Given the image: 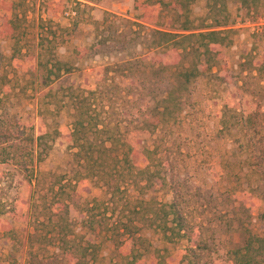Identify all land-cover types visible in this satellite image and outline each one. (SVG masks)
<instances>
[{
  "label": "trees",
  "instance_id": "1",
  "mask_svg": "<svg viewBox=\"0 0 264 264\" xmlns=\"http://www.w3.org/2000/svg\"><path fill=\"white\" fill-rule=\"evenodd\" d=\"M27 1H13L0 36L13 42L11 64L23 50L31 51L27 43L34 35V66L21 95L36 98L40 120L32 125L0 116V166L18 169L30 190L22 217L27 233L21 236L0 221L2 238L13 248L8 263L0 264H43L46 259L100 264L108 243L116 264H264V237L248 229L250 209L243 206L232 221L239 242L216 249L196 216L187 179L162 147L166 136L160 135L177 125L198 82L234 88L242 83L228 72L222 55L238 33L229 5L234 4L236 16L256 19L264 16V0H134L132 17L106 13L101 21L91 16L98 0H66L62 10L58 5L38 10L46 19L35 15L36 0ZM198 1L204 13L194 19ZM58 12L68 14L67 28L52 22ZM81 24L92 28L91 43L73 47L68 61L59 60L56 51L64 34L71 37ZM112 52L120 59L93 77L84 74L83 85L57 84L79 70L76 61ZM243 60L241 73L255 74L259 82L242 84L244 95L234 93L231 107L223 106L219 134L232 137L245 155L250 191L238 192L257 195V189L264 194V52ZM128 109L134 111L130 118ZM61 113L69 119L66 134L55 121ZM62 138L68 167L58 175L41 173L37 165ZM44 176L51 178L47 186L40 182ZM90 189L100 196L83 197ZM158 192L170 199H157ZM148 234L165 247L154 248Z\"/></svg>",
  "mask_w": 264,
  "mask_h": 264
},
{
  "label": "rangeland",
  "instance_id": "2",
  "mask_svg": "<svg viewBox=\"0 0 264 264\" xmlns=\"http://www.w3.org/2000/svg\"><path fill=\"white\" fill-rule=\"evenodd\" d=\"M13 1L0 0V18H2L0 25L9 20L12 13L10 6ZM29 1L27 3H30ZM65 3L66 0H36L32 7L35 8L37 17L46 19L45 15H38V10H44L47 6L55 8L57 5L62 10ZM32 7L30 6L29 9H33ZM92 7L94 8L91 11V16L96 21H101L106 13L129 18L133 15L134 0H98ZM229 11L235 21L238 33L234 38L233 45L224 49L222 55L228 72L240 77L242 83L238 84L239 89L231 85L198 82L193 89L191 100L188 102L190 104L184 106L177 125L170 134L160 133L161 137L166 136L162 147L166 154L170 155L178 175L187 179L189 183L197 218L205 226L209 240L212 239V243L220 251L231 247L240 240L238 233L235 232V222L232 224V221L242 206L245 209H250V216L246 222L248 229L253 234L264 237V194L261 193L262 189L256 190L257 195L252 192L241 195L238 192L240 189H250H247V184L250 183L249 177H245L248 166L243 165L245 155H242L239 143L232 137L219 134V113L223 106L231 107L228 102L236 101L230 100L234 93L237 97L244 95L242 84L254 87L259 82L255 74H242L241 64L246 55L253 54L259 57L264 52V16L254 19L243 13V16L238 17L232 3L229 5ZM30 12L32 11L30 10ZM203 13L204 3L198 1L192 7V17L198 19L203 16ZM32 15V13L29 14L28 19H32ZM52 22L61 28H67L70 18L68 14L58 12L52 18ZM62 41L64 43L58 47L57 56L61 61H68V55L73 47H84L91 43L92 28L81 24L71 37L64 34ZM12 43L9 38L0 36V116L5 117L4 119L15 118L16 121L23 124L36 125L40 120L37 114L36 98L28 100L21 95L24 79H27L30 68L34 66L36 40L34 35H30L27 44L31 51L27 53L26 50H23L21 55L26 54V56L16 55L10 64L8 60L13 51ZM105 55H94L89 59L76 61L79 70L70 75H64L57 84L64 88L83 85L85 83L84 74L93 77L94 72L120 59L114 52ZM29 94L31 92H27V95ZM236 95L232 97L235 98ZM133 112L128 109L126 117L130 118V113ZM55 121L62 129V133L66 134L65 127L69 124L68 116L61 113L55 117ZM47 123H51V121L47 120ZM68 160L65 141L62 138L54 144L45 160L37 165V168L43 174L58 175L68 167ZM43 180L47 186L51 178L44 176L40 182ZM29 193L30 190L18 169L12 166H0V221L11 225L21 236L27 233L22 217L27 212ZM88 193L90 197L100 196L98 189H90L82 193L83 197H86ZM158 193L155 195L157 199L166 201L170 199L169 195ZM2 232L0 230V263H8V259L12 258L10 254H13V248L8 241L2 238ZM147 237L154 248L165 247L157 236L148 234ZM167 248L170 253H176V248L172 246H167ZM100 258L102 259L100 264H116L118 262L113 247L109 243L102 250ZM42 263L50 264L48 259L42 260Z\"/></svg>",
  "mask_w": 264,
  "mask_h": 264
}]
</instances>
